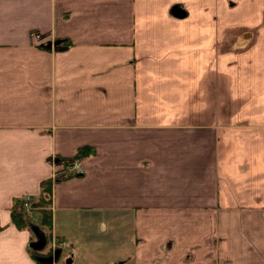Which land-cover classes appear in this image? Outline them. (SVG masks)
Here are the masks:
<instances>
[{
  "label": "crops",
  "instance_id": "crops-1",
  "mask_svg": "<svg viewBox=\"0 0 264 264\" xmlns=\"http://www.w3.org/2000/svg\"><path fill=\"white\" fill-rule=\"evenodd\" d=\"M80 147L63 264H264V0H0V264H43L12 206Z\"/></svg>",
  "mask_w": 264,
  "mask_h": 264
},
{
  "label": "trees",
  "instance_id": "trees-1",
  "mask_svg": "<svg viewBox=\"0 0 264 264\" xmlns=\"http://www.w3.org/2000/svg\"><path fill=\"white\" fill-rule=\"evenodd\" d=\"M87 147H80L76 153V157H82L91 152ZM74 159V158H73ZM69 160V159H68ZM67 160V161H68ZM66 161V160H65ZM59 179H48L44 180L41 183V191L38 196H24L15 201L11 210L12 221L19 228H30V219L29 214L32 210L36 211L39 215V220L35 225H37L46 236V245L42 250H33V254L36 251L40 253L49 254L52 247L51 241V228H52V191L53 184ZM28 203V207H25L24 204ZM57 243H60V240H57ZM62 252V248H61Z\"/></svg>",
  "mask_w": 264,
  "mask_h": 264
},
{
  "label": "water",
  "instance_id": "water-1",
  "mask_svg": "<svg viewBox=\"0 0 264 264\" xmlns=\"http://www.w3.org/2000/svg\"><path fill=\"white\" fill-rule=\"evenodd\" d=\"M171 12L179 17H182L185 15V12L182 11L179 7H174L173 9H171ZM59 41H54L52 43H47V46L50 48L52 45H56ZM31 230L35 236V240L31 241L29 243V246L33 249V250H42L45 245H46V236L44 234V232L37 226V225H31ZM61 253V249L57 248L53 251L52 255L49 256H37L36 259L43 263V264H52L54 262H56L59 259ZM70 259L66 260L67 263H70Z\"/></svg>",
  "mask_w": 264,
  "mask_h": 264
},
{
  "label": "built area",
  "instance_id": "built-area-1",
  "mask_svg": "<svg viewBox=\"0 0 264 264\" xmlns=\"http://www.w3.org/2000/svg\"><path fill=\"white\" fill-rule=\"evenodd\" d=\"M32 35L40 37V34L33 33ZM58 170L54 171L52 179H64L74 174H81L84 172L82 162L79 158L69 159L68 161H62L59 163ZM25 207H28V203L24 204Z\"/></svg>",
  "mask_w": 264,
  "mask_h": 264
},
{
  "label": "rangeland",
  "instance_id": "rangeland-1",
  "mask_svg": "<svg viewBox=\"0 0 264 264\" xmlns=\"http://www.w3.org/2000/svg\"><path fill=\"white\" fill-rule=\"evenodd\" d=\"M102 220H104V219H102ZM34 221H36V220H34ZM105 222V221H104ZM106 223H109V221L107 220V222ZM98 227H99V229L101 228V224H99L98 225ZM98 227H97V225H96V229H97V231H98V233H101L99 230H98ZM97 233V234H98ZM103 234V233H102ZM102 234H100V236L99 237H101V239H103V240H109L110 238H104L105 236L104 235H102ZM64 238H66V241L68 242V239H67V237H64ZM61 242V241H60ZM107 243H103V246L104 245H106ZM69 249H68V245H67V243L65 242V246H62V252H61V254H60V257H59V260H58V262L57 263H59V264H63V263H65L64 261L66 260L65 258H67L66 257V255H67V251H68ZM105 252H108L107 251V249H104V250H102V251H97V250H95V251H91V253L89 254V256H88V260H89V264H104V260H106V261H108L109 262V260H107L106 258H108L107 256H108V254L106 255L105 254ZM112 264H113V262H111Z\"/></svg>",
  "mask_w": 264,
  "mask_h": 264
},
{
  "label": "flooded vegetation",
  "instance_id": "flooded-vegetation-1",
  "mask_svg": "<svg viewBox=\"0 0 264 264\" xmlns=\"http://www.w3.org/2000/svg\"><path fill=\"white\" fill-rule=\"evenodd\" d=\"M59 245H53L52 247H53V249L51 250V252L49 253V254H42V253H40L39 251H36V253H34V256L35 257H37V256H49V255H52V253H53V251H54V249H57V248H59L58 247Z\"/></svg>",
  "mask_w": 264,
  "mask_h": 264
}]
</instances>
